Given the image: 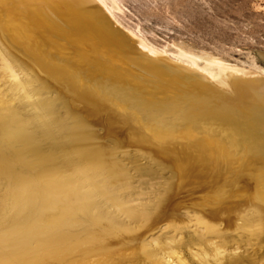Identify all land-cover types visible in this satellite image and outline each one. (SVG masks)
<instances>
[{
  "label": "bare ground",
  "instance_id": "obj_1",
  "mask_svg": "<svg viewBox=\"0 0 264 264\" xmlns=\"http://www.w3.org/2000/svg\"><path fill=\"white\" fill-rule=\"evenodd\" d=\"M105 10L0 0V264H264V80Z\"/></svg>",
  "mask_w": 264,
  "mask_h": 264
},
{
  "label": "rangeland",
  "instance_id": "obj_2",
  "mask_svg": "<svg viewBox=\"0 0 264 264\" xmlns=\"http://www.w3.org/2000/svg\"><path fill=\"white\" fill-rule=\"evenodd\" d=\"M99 3L115 27L128 32L133 39H142L172 61L193 66L204 74L216 73L222 66L233 69L236 75L264 80V0H99ZM0 79L9 85L2 67ZM98 130L102 135L103 130ZM144 176L141 190L151 191L146 178L149 176ZM198 197L196 192L181 194L178 202L184 209L179 212H184Z\"/></svg>",
  "mask_w": 264,
  "mask_h": 264
}]
</instances>
